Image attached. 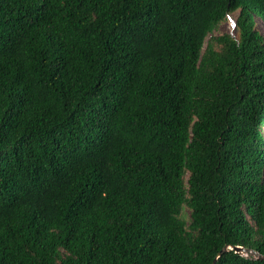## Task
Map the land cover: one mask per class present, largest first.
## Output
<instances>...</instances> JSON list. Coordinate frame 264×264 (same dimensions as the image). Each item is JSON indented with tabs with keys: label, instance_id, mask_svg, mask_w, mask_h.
Returning a JSON list of instances; mask_svg holds the SVG:
<instances>
[{
	"label": "trees",
	"instance_id": "16d2710c",
	"mask_svg": "<svg viewBox=\"0 0 264 264\" xmlns=\"http://www.w3.org/2000/svg\"><path fill=\"white\" fill-rule=\"evenodd\" d=\"M256 16L0 0V264H264Z\"/></svg>",
	"mask_w": 264,
	"mask_h": 264
},
{
	"label": "rangeland",
	"instance_id": "374dc122",
	"mask_svg": "<svg viewBox=\"0 0 264 264\" xmlns=\"http://www.w3.org/2000/svg\"><path fill=\"white\" fill-rule=\"evenodd\" d=\"M238 13H230L228 15H231L234 19L236 18ZM227 15V19L222 21L220 23V27H219V31L223 32V31H232L234 29V27L231 25L230 19ZM257 22H258V27L259 29L264 32V22L261 20V18L259 16H256Z\"/></svg>",
	"mask_w": 264,
	"mask_h": 264
},
{
	"label": "water",
	"instance_id": "95a60500",
	"mask_svg": "<svg viewBox=\"0 0 264 264\" xmlns=\"http://www.w3.org/2000/svg\"><path fill=\"white\" fill-rule=\"evenodd\" d=\"M232 34L235 35L234 32H232ZM228 248L235 249V251H237V252H239V253H242V254H244V253H248V252H252V254H257L256 251H251L250 249H247V248H245V247H243V246H233V245H230V246H226L224 249H222V250L219 252V254L215 257V259H214V261H213L212 264H215L216 261H217V259H218V257H219L220 255H222L223 252H225Z\"/></svg>",
	"mask_w": 264,
	"mask_h": 264
}]
</instances>
